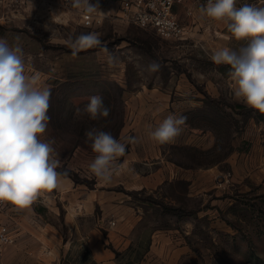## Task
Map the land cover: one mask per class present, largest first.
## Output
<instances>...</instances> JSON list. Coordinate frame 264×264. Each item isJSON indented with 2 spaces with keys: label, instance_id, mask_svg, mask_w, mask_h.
<instances>
[{
  "label": "crops",
  "instance_id": "1",
  "mask_svg": "<svg viewBox=\"0 0 264 264\" xmlns=\"http://www.w3.org/2000/svg\"><path fill=\"white\" fill-rule=\"evenodd\" d=\"M120 1L98 0L100 9L94 14L101 20H122ZM206 3L176 0L174 13L187 31L177 46L201 51L200 57L180 58L185 67L169 68L166 78L156 77L153 84L129 97L127 121L119 136L125 138L127 151L118 159L120 169L112 181L104 183L95 177L91 187L62 176L58 188L42 194L26 209L6 202L0 207V231L13 241L0 246V264H129L123 251L138 250L142 244L139 264H175L186 249L184 236L191 234L193 223L184 222L182 232L161 226L145 239L138 235V227L148 209L177 208L181 197L195 209L196 203L201 207L208 201L210 190L216 223L224 225L219 215L225 205L230 206V147L213 162L205 158L221 146L219 128L193 124L188 117L205 114L207 99L230 101V67L212 66L208 58L221 47L230 48V32L224 22L199 11ZM169 114L187 116L186 125L174 142L160 145L150 139L149 132ZM127 135L136 142L129 143ZM180 185L186 186L185 191Z\"/></svg>",
  "mask_w": 264,
  "mask_h": 264
},
{
  "label": "rangeland",
  "instance_id": "2",
  "mask_svg": "<svg viewBox=\"0 0 264 264\" xmlns=\"http://www.w3.org/2000/svg\"><path fill=\"white\" fill-rule=\"evenodd\" d=\"M245 3L264 7V0H236L237 7ZM84 14L83 9L72 7L66 0H0V37L10 44L20 37L26 71L39 73L41 85L52 89L51 119L41 139L54 141V156L61 161L58 171L93 187L95 176L89 164L96 154L85 132L92 128L110 131L125 143L119 136L127 121L129 97L144 85L153 84L156 77L166 78L169 68L179 71L185 67L180 58L197 59L201 51L181 50L179 40L162 38L151 27L112 19L97 22ZM87 32L99 33L102 46L73 56L66 39L69 34ZM243 43L230 34V48L237 49ZM109 57L114 58V64L109 63ZM151 60L159 61L162 68L142 78L134 64L147 65ZM210 64L218 66L212 60ZM231 81L230 101L207 99L205 114L188 116L193 124L219 128L221 146L205 158L209 156L213 162L230 147V206L226 209L225 205L219 215L224 225L216 223L211 202L214 193L210 190L205 197L208 201L201 207L196 203L195 209L183 197L177 208L148 209L138 227V235L145 239L161 226H174L182 232L181 225L192 222L191 234H183L186 249L175 264H264V113L234 99ZM93 95L102 96L110 107L108 117L92 120L78 111ZM179 188L185 191L186 186ZM142 198L147 200L149 196L143 193ZM142 248L124 250V261L139 264Z\"/></svg>",
  "mask_w": 264,
  "mask_h": 264
},
{
  "label": "clouds",
  "instance_id": "3",
  "mask_svg": "<svg viewBox=\"0 0 264 264\" xmlns=\"http://www.w3.org/2000/svg\"><path fill=\"white\" fill-rule=\"evenodd\" d=\"M72 7L87 14L100 9L99 2L72 0ZM199 11L208 18L226 24L231 36L244 41L239 48L221 47L211 55V60L230 67L228 73L235 87L234 99L249 108L264 113V7L245 3L236 6V0H207ZM48 29V26L45 25ZM65 43L77 56L81 51L101 47L103 42L97 32L69 34ZM114 64V58L109 57ZM134 67L142 78L157 73L162 64L151 60L147 65L136 62ZM39 73L26 71L20 37L10 44L0 37V202L16 209L30 207L38 197L59 187L66 172L58 171L61 161L54 156V141L42 140L50 116L52 89L42 86ZM90 119L110 115L103 97L93 95L83 109ZM187 116L169 114L150 130V139L164 145L172 143L184 131ZM91 149L96 154L89 164L91 173L101 182L110 183L119 172L118 159L125 155L126 144L110 132L89 129L85 132ZM135 143V138H128Z\"/></svg>",
  "mask_w": 264,
  "mask_h": 264
},
{
  "label": "built area",
  "instance_id": "4",
  "mask_svg": "<svg viewBox=\"0 0 264 264\" xmlns=\"http://www.w3.org/2000/svg\"><path fill=\"white\" fill-rule=\"evenodd\" d=\"M66 2L72 3V0ZM175 2L176 0H121V19L138 26L151 27L162 38L183 40L187 31L174 13ZM84 17L88 20L101 21L94 13H85ZM5 204L6 202H0V207ZM12 241L4 230L0 231V246Z\"/></svg>",
  "mask_w": 264,
  "mask_h": 264
},
{
  "label": "trees",
  "instance_id": "5",
  "mask_svg": "<svg viewBox=\"0 0 264 264\" xmlns=\"http://www.w3.org/2000/svg\"><path fill=\"white\" fill-rule=\"evenodd\" d=\"M106 131V130H105ZM107 132H110V131H107ZM118 132V131H117ZM65 176H71L69 173H67Z\"/></svg>",
  "mask_w": 264,
  "mask_h": 264
}]
</instances>
